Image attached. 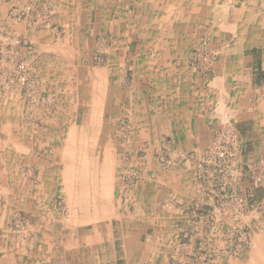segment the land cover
I'll use <instances>...</instances> for the list:
<instances>
[{
	"label": "rangeland",
	"instance_id": "rangeland-1",
	"mask_svg": "<svg viewBox=\"0 0 264 264\" xmlns=\"http://www.w3.org/2000/svg\"><path fill=\"white\" fill-rule=\"evenodd\" d=\"M204 1L208 0L201 2ZM96 3V0H0V10L8 12L7 16L12 20L25 22L27 29L50 24L53 31L50 39L46 36L39 39V44L45 46L44 52L35 50V40L30 37L9 36L0 46V109L4 108L6 113L4 117L0 115V229L7 242L6 247L1 246L5 257H40V261L50 258L51 264H114L116 258L128 257L138 263L142 257L149 256L148 264H161V254L167 247L156 244L159 240L151 239L147 243L145 235L135 240L139 244L125 245L126 240L117 229L119 218L124 216L122 210L128 209L131 199L128 192L135 182L144 180L145 160L141 159L146 153L151 155L155 171L187 169L201 191L195 205L211 207V195L217 191L222 194L214 197L216 207L238 212L245 204L249 207L257 203L263 205L264 152L242 164L237 156L239 123L234 111L236 114L239 107L245 109V102L232 99V116L228 115L229 109L224 110L223 101L215 102L211 142L197 154L190 151L178 154L164 148L133 150L130 146L133 139L126 132L129 124L124 112H121L118 134L111 132L110 101L106 102V94L109 97L111 94L106 83L111 81L107 69L113 55L106 49L112 41L109 32L101 31V5L97 7ZM137 8L142 10L143 5ZM244 9L248 11L242 18ZM65 19L70 29L65 27ZM257 20L262 26L255 25ZM187 21L190 23L184 20L176 27L182 25V28L190 29L187 65L202 78L209 74L212 78L225 57L228 62H239L243 51L246 57L254 52V64L256 61L262 63L264 15L256 14L247 0H211V39L197 35L196 25ZM135 23L145 31L142 20ZM163 25L172 28L170 23ZM240 28L248 34L243 36ZM121 40L120 44L126 49L130 39ZM136 46L143 51L142 41L135 38L129 48L134 50ZM147 55L157 59L152 52L148 51ZM135 56V61H141L142 54ZM114 57L120 62L121 79L127 82L133 54ZM257 81L264 84V76ZM213 91L216 94L211 84ZM260 91L258 96L249 94L246 108L253 114L260 109L258 100L264 98V87ZM16 93L19 97L16 103L10 99L3 102ZM15 108L19 116H16ZM256 122L263 131L262 116L245 120L241 125L251 132ZM37 127L38 134L34 131ZM219 153L224 154L223 160L218 158ZM80 175L109 177L111 183L117 179L119 187L114 191L108 184L102 199H97L92 192L85 193L89 198L73 197L72 180L74 184L75 180L83 179ZM50 176L61 184L50 181L49 186L45 180ZM241 179L247 182L244 195L239 185ZM2 186H5L4 192ZM15 188L20 191L17 197L14 196ZM256 189L263 191L258 202L255 201ZM77 192L81 193L79 189ZM116 200L120 204L118 209L114 207ZM97 201H103L104 206L98 208ZM84 210L88 213L84 214ZM211 210L203 215L210 220L214 218ZM238 216L236 212L232 215L235 222H238ZM111 223L115 232L104 228V243L97 246L81 243L82 238L93 234L91 226L101 224L106 227ZM152 232L147 231V234ZM247 232L250 237L252 231L248 229ZM238 234L239 231H232L233 237L238 238ZM229 248L232 256L238 257V243ZM168 250L174 253L175 248Z\"/></svg>",
	"mask_w": 264,
	"mask_h": 264
},
{
	"label": "crops",
	"instance_id": "crops-1",
	"mask_svg": "<svg viewBox=\"0 0 264 264\" xmlns=\"http://www.w3.org/2000/svg\"><path fill=\"white\" fill-rule=\"evenodd\" d=\"M201 1L112 0L110 4L96 0V6L101 5L99 13L101 31L105 34L109 32L112 41L110 48L106 49V52L113 55L107 69L111 81L106 83L111 94L110 97L108 93L106 94V102L110 101L108 109L113 123L111 132L118 134L119 131H116L119 129L121 112H124L127 114L129 124L126 132L133 139L130 145L133 150L151 151L164 148L175 150L178 154L189 151L197 154L211 142V125L214 123L215 115L212 112L215 102L223 101L226 107L224 110L229 109L228 115L232 116L231 101L234 98L235 101L245 102V109L239 107L238 114L234 111V115H238L239 123L237 156L241 164L246 163L264 152V130L262 131L261 126H257L258 122L256 125L253 124L251 132L241 125L245 120L264 117V98L258 100L260 109L254 111L255 114L248 110V107L246 108L249 94L255 93L258 96L262 92L260 88L264 87V84L257 81L264 76V58L262 63L256 61L254 64V52L246 57L244 51L241 52L242 57L239 58V62L231 60L228 62L225 57L212 78L211 74L207 78H202L200 73L190 71L187 65L189 52L187 38L190 29H184L182 25L177 28L176 25L184 20L186 23L190 20L196 25L197 35H205L211 39V0ZM247 1L256 14L264 15V0ZM138 5L140 7L143 5L142 10L137 8ZM2 11L0 10V46L5 44L9 36L30 37L35 40V50L45 51V46L39 44V39H43L44 36L50 39L53 34L50 24L44 28L35 25L27 29L25 22L12 20L7 16L8 12ZM247 11L248 9L242 11V18L247 15ZM187 15L188 18L185 19ZM140 20L144 22V26L146 25L145 31L135 23ZM165 23L172 24V28L167 25L164 28ZM64 24L70 29L66 19ZM260 24L259 20L255 23L256 26H262ZM240 31L243 36L245 33L248 34L245 29L240 28ZM125 37L130 39L128 40L130 43L135 38L142 41L143 51L139 46L130 50V43L125 49L124 45L120 44L121 39ZM48 47L50 48L49 45ZM148 51L154 53L157 59L153 60L148 56ZM126 53L133 54V61L128 67L131 73L127 82L121 79L120 62L114 57ZM139 54H142L139 57L141 61H135V55ZM260 65L262 67L259 69ZM211 84L214 85L216 94L214 91L211 92ZM17 94H11L3 102L10 99L11 102L16 103L19 100ZM219 97L221 99H218ZM103 108L105 109V106ZM15 109L16 116H19L18 109ZM3 112L4 108H1L2 117L6 115ZM38 128L34 130L37 134L40 132ZM150 157L151 155L148 156L146 153L141 159L145 160L144 180L135 182L128 192L131 198L128 209L123 208L124 216L121 217L122 219L119 218L117 229L122 232V238L126 240L123 242L125 245L135 246L139 244V241L135 240L145 235L148 237L145 241L147 243L151 239L159 240L156 244L167 247L161 254V264H264V200L261 202L263 205H257L263 197V191L255 190L256 205L249 207L245 204L238 209V212L236 209L232 211L230 208L214 205V197L222 194L220 191L213 193L211 190L213 193L211 207L198 206L195 202L201 197L200 187L187 169L179 167L170 172L155 171L152 169L153 163ZM50 177L45 180L48 181L49 186L50 181L53 184H61L56 178ZM79 177L83 178L77 179L79 183L75 180L73 184L72 180L71 188L75 189V194H71L73 197L89 198L85 193L92 192L96 194L97 199H102L104 189L109 188L108 184L114 188V191L119 187L117 179L111 183L109 177L93 175ZM239 185L244 195L247 187L246 179H241ZM78 189L81 192L79 194ZM1 190L4 192L5 186H2ZM6 190L8 191L9 188ZM63 190L65 193L66 189ZM15 191L14 196L17 197L20 191L17 188ZM245 199L247 200L246 197ZM114 205L115 209L120 206L117 200L114 201ZM96 206L103 207V201H97ZM210 210L214 215L211 220L203 216L205 213H210ZM117 212L118 210L114 213ZM235 212L239 213L238 222L232 218ZM83 213L87 214L88 211L84 210ZM226 215L230 216L226 217ZM104 228H110L112 233L115 232L113 223L106 227L101 224L94 225L91 226V229H94L93 234L82 238L81 243L96 246L104 243ZM248 229L252 231L250 237H248ZM147 231L153 232L148 235ZM232 231H239V237L237 238L236 235L233 237ZM1 232L2 229H0V264H51L50 258L40 261V257H5L1 246L6 247L7 242ZM130 239L131 241L128 242ZM234 243L239 245L238 257H233L229 248ZM173 246L174 253H169L168 248ZM120 262L148 264L149 256L142 257L138 263L129 260L128 257L114 259V264Z\"/></svg>",
	"mask_w": 264,
	"mask_h": 264
},
{
	"label": "built area",
	"instance_id": "built-area-1",
	"mask_svg": "<svg viewBox=\"0 0 264 264\" xmlns=\"http://www.w3.org/2000/svg\"><path fill=\"white\" fill-rule=\"evenodd\" d=\"M218 150V149H217ZM223 156H224V154L223 153H219L218 154V158L220 159V160H223L222 158H223ZM166 163H168V161L166 162Z\"/></svg>",
	"mask_w": 264,
	"mask_h": 264
},
{
	"label": "bare ground",
	"instance_id": "bare-ground-1",
	"mask_svg": "<svg viewBox=\"0 0 264 264\" xmlns=\"http://www.w3.org/2000/svg\"><path fill=\"white\" fill-rule=\"evenodd\" d=\"M141 13V12H140ZM245 32V31H244ZM170 49V48H169Z\"/></svg>",
	"mask_w": 264,
	"mask_h": 264
}]
</instances>
